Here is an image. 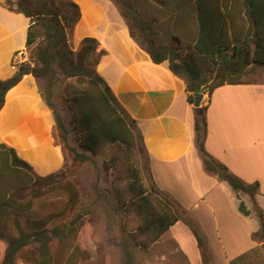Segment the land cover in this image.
Masks as SVG:
<instances>
[{"label":"trees","instance_id":"16d2710c","mask_svg":"<svg viewBox=\"0 0 264 264\" xmlns=\"http://www.w3.org/2000/svg\"><path fill=\"white\" fill-rule=\"evenodd\" d=\"M112 1L130 35L151 60L166 61L170 71L183 79L189 104L193 105L196 95L204 89H208L209 102L213 90L221 85L251 82L242 79L249 67L264 66V0ZM145 3L147 7L143 8ZM0 4L28 18L25 49L29 50L31 59L13 60L15 73L0 79V108L7 91L23 75H32L40 83L41 95L53 113L52 136L61 147L64 159L62 169L39 175L12 146L0 142V239L5 242L0 264H16L19 257L28 264H63V257L78 238L85 216L80 212L65 220L76 211L79 201L76 185L65 179L66 163L84 162L105 144L146 155L143 136L135 119L96 70L102 54L97 49L98 41L86 36L77 49L69 45L67 30L80 18L79 6L74 1L6 0ZM185 8L195 24V37L192 46L182 51L176 44L159 40L158 20L153 14L166 15L167 21L172 23L176 18L182 22L184 17L180 15ZM170 36L176 43L180 40L175 34ZM60 77L64 81L60 99L66 121L52 101L53 89ZM206 108L207 103L193 106L194 144L205 170L229 184L237 193L238 210L249 215L240 194L253 197L258 192V182H244L207 152L204 145ZM128 171L130 195L127 200L119 196L117 199L125 213L133 212L141 220L132 237L141 235L147 241H139L138 245L147 248L148 243L158 240L182 219L197 241L202 264H208L205 239L198 223L189 216H182L174 200L153 182L145 185L138 167L129 166ZM45 186L65 193L62 207L38 218H27L33 198L42 195L41 188ZM256 216L259 228L252 233V238L261 241L264 248L263 211L258 209ZM54 241L59 245L58 253L51 249ZM262 247L254 246L232 259L231 264H264Z\"/></svg>","mask_w":264,"mask_h":264},{"label":"crops","instance_id":"0c3cea01","mask_svg":"<svg viewBox=\"0 0 264 264\" xmlns=\"http://www.w3.org/2000/svg\"><path fill=\"white\" fill-rule=\"evenodd\" d=\"M72 1L79 6L80 18L69 36L71 48L77 49L86 36L98 41L102 54L96 70L142 133L151 181L174 200L182 216L198 223L208 264H231L254 246L262 247L252 233L259 228L256 208L264 213V81L215 88L205 112L207 152L244 182H258L253 197L244 201L247 194H240L250 211L244 215L238 210L237 193L203 166L183 79L166 61L151 60L112 0ZM27 24L22 13L0 4V79L15 73L16 54L25 58ZM52 124L35 78L23 75L0 108V142L12 146L39 175L56 172L64 159L51 134ZM166 237L186 264H202L197 241L182 219L156 241Z\"/></svg>","mask_w":264,"mask_h":264},{"label":"rangeland","instance_id":"374dc122","mask_svg":"<svg viewBox=\"0 0 264 264\" xmlns=\"http://www.w3.org/2000/svg\"><path fill=\"white\" fill-rule=\"evenodd\" d=\"M5 1L0 0L1 3ZM145 7H147L146 3L143 5V8ZM157 8L161 7L157 6ZM153 15L158 20L156 30L159 40L164 43L176 44L182 51L192 46L195 37V24L189 19L190 12L187 8L180 15L184 17L182 22L177 18L173 23L167 21V16L158 12H154ZM71 30H67L68 41ZM171 34H175L180 40L176 43V40L171 39ZM26 52L24 59L16 54L14 60L17 62L31 61L29 50ZM242 79L264 81V66L249 67ZM36 83L41 94V85L37 80ZM63 86L64 81L60 77L53 89L52 101L61 117L65 119V111L60 99ZM207 92L204 93L200 106L206 105ZM51 114L53 116L52 112ZM52 130L51 127V134ZM147 163L146 155L136 151H126L115 144H105L96 155L90 156L84 162L66 163L65 179L73 181L76 185L79 191V201L76 211L65 220L68 221L80 212L84 213L85 216L78 238L63 257V264H186V261L181 259L183 255L178 252L173 241L167 237L160 241L148 243L147 248L140 247L137 242L147 241L146 238L141 235L133 238L132 233L141 220L133 212L125 213L119 205L117 196L122 200H127L130 195L127 187L129 166L138 167L144 184L151 185L152 181ZM41 189L43 193L33 198V205L26 215L27 218H38L47 212L60 209L63 205L66 197L61 190L51 186H45ZM26 194L27 197L31 196L29 192ZM247 197L250 196L245 195L242 199L245 201L244 198ZM247 207L252 208V205H247ZM257 210L256 208L255 213ZM184 217L186 216L184 215ZM4 247L5 242L0 239V258ZM51 249L58 253L59 245L56 241L52 242ZM16 264L28 263L19 257L16 259Z\"/></svg>","mask_w":264,"mask_h":264},{"label":"water","instance_id":"95a60500","mask_svg":"<svg viewBox=\"0 0 264 264\" xmlns=\"http://www.w3.org/2000/svg\"><path fill=\"white\" fill-rule=\"evenodd\" d=\"M207 91H208V89H204L202 92H200V93H198V94L196 95V97H195V101H194V103H193V106H195V107L199 106L200 101H201V99H202L204 93L207 92Z\"/></svg>","mask_w":264,"mask_h":264}]
</instances>
